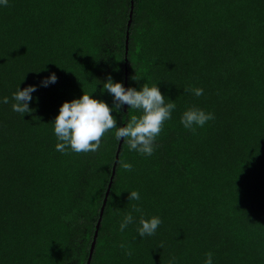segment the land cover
<instances>
[{
	"label": "trees",
	"instance_id": "trees-1",
	"mask_svg": "<svg viewBox=\"0 0 264 264\" xmlns=\"http://www.w3.org/2000/svg\"><path fill=\"white\" fill-rule=\"evenodd\" d=\"M131 4L0 7V264L87 263L119 141L111 130L95 152L60 153L51 122L83 91L111 106L98 83L111 74L125 85L126 68L127 86L159 83L177 107L151 156L122 143L133 170L117 165L91 264H203L209 251L214 264H264V0H134L128 27ZM19 84L38 85L24 118L11 109ZM192 106L215 117L195 132L180 123ZM128 111L138 114L113 112L118 125ZM130 211L162 223L152 236L136 223L121 233Z\"/></svg>",
	"mask_w": 264,
	"mask_h": 264
},
{
	"label": "clouds",
	"instance_id": "clouds-1",
	"mask_svg": "<svg viewBox=\"0 0 264 264\" xmlns=\"http://www.w3.org/2000/svg\"><path fill=\"white\" fill-rule=\"evenodd\" d=\"M8 3L9 0H0V7L7 6ZM140 78L137 75L131 77L132 80L137 81ZM57 79L56 73L52 72L41 81L39 86L47 87L54 84ZM101 83L100 91H106L112 97L111 106L104 99L94 96V91H83L81 96L72 100H65L60 105L58 114L51 122L57 139L55 150L60 153L68 151L75 153L95 152L101 146L102 137L114 130L115 140H123L129 151H134L140 156H151L155 150L156 138L159 136L164 122L172 118L177 107L175 100L161 92L159 83L150 85L145 81L139 88L125 87L122 81L115 80L111 74L105 81H100L98 84ZM37 87L38 85H28L21 89L20 84L17 85L11 94L12 111L21 114L23 118L26 113L32 112L29 102L33 100L32 94L37 90ZM184 92H191L194 96L200 97L204 90L201 87H186ZM8 103V96L0 98V104ZM124 105H128L129 110H135L138 114H131L128 111L129 118L124 120L123 126H121L117 124L113 112H121ZM214 118V113L192 106L183 111L180 116V123L185 129L195 132ZM118 163L126 171L133 170V165L128 161L120 160ZM128 192V201L141 199L139 191L133 189ZM132 208L136 212L141 211L136 205H132ZM133 223L137 224L136 231L139 237L143 238L154 235L162 220L158 215L147 218L141 215L136 221L130 211L120 219L119 231L123 233ZM120 247L125 250L126 255H131V251L124 243H121ZM170 264H175V262L172 261ZM203 264H214L211 251L206 253Z\"/></svg>",
	"mask_w": 264,
	"mask_h": 264
},
{
	"label": "water",
	"instance_id": "water-1",
	"mask_svg": "<svg viewBox=\"0 0 264 264\" xmlns=\"http://www.w3.org/2000/svg\"><path fill=\"white\" fill-rule=\"evenodd\" d=\"M133 12H134V0H132V4H131V10H130L129 20H128V27H130V25L132 23ZM128 41H129V32H127V38H126V55L128 53ZM126 63H127V56H126ZM127 85H128V69L126 68L125 87H128ZM124 110H125V112L127 111V105H124ZM124 120H126V114H124L123 123H124ZM122 126H123V124H122ZM122 143H123V140L119 141L118 148H117L116 155H115V161H114L113 168H112V173L110 176L108 187H107L106 192H105V196H104L102 206L100 208V214H99V218L97 220L96 230H95V234H94L93 241H92L91 248H90V252H89V258H88V261L86 264H91V260H92V257H93L94 251H95L98 232H99V229H100V226L102 223V219L104 216L108 197H109V194H110L113 182H114V178L116 176L117 165H118V162L120 159V152H121V148H122Z\"/></svg>",
	"mask_w": 264,
	"mask_h": 264
}]
</instances>
